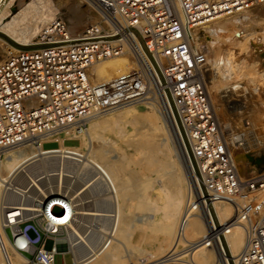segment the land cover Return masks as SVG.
<instances>
[{
	"label": "built area",
	"instance_id": "2783aa9c",
	"mask_svg": "<svg viewBox=\"0 0 264 264\" xmlns=\"http://www.w3.org/2000/svg\"><path fill=\"white\" fill-rule=\"evenodd\" d=\"M81 1L92 9L95 21L71 32L62 18L55 19L42 44L110 37L128 27L140 36L128 31L114 40L21 50L1 61L0 159L11 150L57 143L66 129L122 107L153 102L187 156L189 200L171 250L160 259L135 264H198L194 254L202 247L215 249L224 261L225 237L238 216L220 223L215 204L232 201L249 190V185L242 181L227 152L204 82L208 56L195 44L193 34L216 17L250 11L263 6L264 0ZM117 57H126L131 70L97 82L95 67ZM31 100L36 101L35 106L29 105ZM0 188V244L5 247L3 232L22 237L23 245L18 248L27 255L25 264H55L57 255L66 254L71 255L72 264L91 257L94 252L73 226L88 230L87 235L95 227L84 224L77 211L89 205L107 211L115 207L106 197L85 205L69 192L49 190L50 197L33 190L24 192L14 179L3 180ZM106 189H98L96 194L104 195ZM36 202L41 205L37 210L14 209ZM239 204L238 215H245V202ZM15 210H21L20 214L11 216ZM196 216L204 219L206 233L191 242L188 225ZM112 220L111 215L101 221L108 226L107 221ZM47 241L53 242L50 250ZM235 264H264V207Z\"/></svg>",
	"mask_w": 264,
	"mask_h": 264
},
{
	"label": "bare ground",
	"instance_id": "6f19581e",
	"mask_svg": "<svg viewBox=\"0 0 264 264\" xmlns=\"http://www.w3.org/2000/svg\"><path fill=\"white\" fill-rule=\"evenodd\" d=\"M16 1L18 0H7L1 9L0 32L22 46L42 44L41 40L48 31L50 24L41 31L38 38L34 39L33 37L35 35H39V25V28L35 31L31 29L30 31H24V27L21 25V18L16 16L11 18V16L13 14H17L18 11ZM1 2L2 0H0V3ZM248 13L249 11L232 16L222 15L196 28V30L201 29L209 32L210 34L212 33L211 35L215 37V42L218 38L219 42L220 38L229 42L226 55L225 52L224 54H218L209 50L213 53L211 56H214L215 58L212 59L210 58L211 56L207 57L206 64L209 68L206 69L203 75L210 100L212 98L210 91L212 88H209L211 86H207V84L211 82L205 79L207 74L206 72L208 71H212L210 74L214 73L219 76V78L227 82L230 78L229 75H231L232 72H236L233 71L235 68L236 70L238 67V70L243 68L244 70L242 69V71H244V73H248V79L252 81H249L251 85H253L252 83L254 82V85L257 86V89L259 90V93L257 92L258 95L261 93V87L264 85V28L262 26H258L257 18L248 15ZM67 19L71 25L83 24L85 21L84 16H74V14L71 13V10L67 13ZM218 20L224 21L223 24L218 25L216 23ZM240 27L247 29L242 31ZM196 30L194 31L193 38L195 44L197 45L202 35L196 32ZM1 43H5L7 45L10 53H18L21 51V49L15 48L13 45L0 37V44ZM208 43L211 46L216 44H214V40L208 41ZM9 52L8 54H10ZM3 56L5 55L2 51V53H0V58H3ZM250 57L258 58L259 61L251 59ZM112 59L104 61L95 67L94 72L97 77V82H107L112 78L124 75L131 70L132 63L126 57ZM110 60L111 62H108ZM210 74L207 75L209 76ZM232 75H234V73ZM236 75L237 76L235 77L237 78L239 73ZM237 79L234 81H237ZM214 82H216V80ZM243 83H245V81ZM234 85H236V82ZM247 85H249V83ZM237 87L238 86H236V89ZM250 87L253 88L254 86ZM224 89L221 91H228L227 88L225 90ZM227 91H225V93ZM29 105L35 106L36 101H29ZM140 105L149 107L151 112H146V110H144ZM160 113L161 111L153 102L144 101L142 104L122 107L111 113L93 118L83 125L66 129L56 139V141L60 144L58 148L45 149L41 144L40 146L36 145L35 147L11 150L4 156L3 159H0V187H2L3 180L14 179L17 180L19 186L21 187L20 189L24 192H31L32 190H38L37 193L39 190L44 192L41 188V180H43L45 176L43 177L42 174H47L46 178L47 176H49V178L53 176L50 172L52 170H49L54 162L53 160V162L50 161L52 158H59L62 166L66 159L70 161L71 159L72 161H79L78 158H82L83 160L81 162L84 163L83 165L86 166V168L89 164H95L96 167L101 170L102 175L100 178L103 179V182H105L108 190H110V193L116 199V203L114 210L112 211L98 209L96 205H93L92 207L89 205L88 208H80L77 211V213L83 217V223L90 224V221L95 229L101 231L108 229H105L106 225L104 226L101 220L108 215H113L112 223L109 222L111 224L110 229L111 233L113 232V237L108 241L110 246L108 249L95 251L99 245L98 243L100 242L99 239H97L98 236L96 235L97 238L93 237L90 239L87 237L88 235L85 234L86 237H84L78 231L80 228L77 229L76 226H73L74 231L88 245L89 250L95 251L91 257L80 260L76 264H91L92 262L94 264H135L143 260L154 261L160 259L171 250L174 244V239L182 214L189 200L190 182L187 156L178 145L172 127L165 122V119L161 117ZM215 114H217L216 111ZM217 119L226 144L227 152L231 155L235 168L238 174H240L239 176L241 177V174L244 172H250L254 173L256 177H254V180L252 178V180L246 181L245 184L249 185V190L239 197L234 198L232 201H220L215 204L216 214L220 223H227L231 219L238 216L236 225L230 229L225 237L227 242V246H225L227 258L222 261L215 249L202 247L196 250L194 254L195 260L198 264H235L237 257L246 245L249 233L253 231L258 223L264 207V171L257 165L260 163L264 165V161L260 160L262 155L259 156L258 154V150L261 147L259 144L261 142L257 140L256 147H252L253 149L251 148V151L249 152V155L255 157V162H251L248 159L249 164H246V160H238L237 155L234 154L236 149L235 147L237 146V140L233 139V137L227 138L223 123L220 122L218 115ZM262 119L264 121V112L262 113ZM128 127H131L133 131H140L141 135L135 142L134 146L140 158H138L135 163L141 166V174L143 176V180H145L144 185L141 183L142 186L138 182L140 177L138 175L140 173H137L136 175L134 172L131 177H128V175L125 177L121 174L127 161H130L125 155L111 156V149L113 148L111 145L112 142L109 141V139H105L103 136V133L105 132H112L121 139L125 138L131 132L128 130ZM143 129L145 130L142 131ZM170 131H172L179 152L177 151ZM68 140H78L81 145L80 147L67 146L64 144V141ZM95 142L97 143L96 146ZM83 146H88V150L84 155H82ZM32 164H38L41 168L44 167L41 169V171L43 170V173L40 172L41 176H36L35 178H33L31 174L32 180L30 179L27 184L23 183L25 179L23 180V178H21V180L20 176H22V174L27 171V167ZM83 165L82 169H84ZM25 174L28 175V173ZM150 179L153 180L154 183L152 192H149L148 190ZM143 180L141 182H143ZM253 182L255 183L253 184ZM251 184H253V190H250ZM139 189L142 190L139 192ZM143 190L145 193L148 192V194L144 193L143 200H141V198L139 199L138 197V192L141 193ZM74 193H76V191H74ZM2 194L3 193L0 188V198L2 197ZM44 196L50 197V195L46 194H44ZM240 199H244V206L247 208V212L244 211L246 214L244 215L242 213L239 216L238 208L242 209V205L239 204ZM140 207H142V211L144 210L143 208L148 207L151 211V215L149 214L150 217L148 219L146 218L147 220H144L143 218L144 221L134 222L133 214L136 210L140 211ZM39 208H41V205L36 202L34 204H19L14 209L37 210ZM20 211L21 210H15L12 212L11 216L20 214ZM142 229L145 232V236L141 239V242L138 244H130L128 238H132L133 240L135 234ZM147 232L150 235L147 234ZM205 233L206 225L204 219L199 216L193 217L188 225L187 236L189 241H198L205 235ZM3 236L5 247L0 244V264H25L27 262V255L18 248L23 245L22 237L15 236L13 238L4 232ZM114 240L117 242L115 243Z\"/></svg>",
	"mask_w": 264,
	"mask_h": 264
},
{
	"label": "rangeland",
	"instance_id": "374dc122",
	"mask_svg": "<svg viewBox=\"0 0 264 264\" xmlns=\"http://www.w3.org/2000/svg\"><path fill=\"white\" fill-rule=\"evenodd\" d=\"M16 2H17L16 6L18 7V11H17V14H13L11 16V18L13 16L14 17L15 16L20 17L21 18V25H22V27H24V29H23L24 31L25 30L30 31V29L35 31L40 26L39 35H35L33 37L34 39L38 38L40 36L41 31L44 30L46 28V26L49 25L55 19L62 18L67 23L69 29L72 32H77V31L81 30L82 28H84L85 26L89 25L90 23H93L95 21V18H96L94 12L88 6V4H86L84 1H81V0H18ZM25 8H27V9H25ZM70 10H71V13L74 14V16H79V15L84 16L85 17L84 23L83 24H76V25L75 24H72V25L69 24L68 19H67V13ZM248 15L257 18L258 26H260V27L262 26L264 28V5L253 8L252 10L249 11ZM223 22L224 21H220V20L216 21V23L218 25L223 24ZM240 29L242 31H244L247 28L240 27ZM196 32H198L202 35L201 39L198 41L197 45H198L200 50H202L204 53L207 54V56L213 55L212 52H215L218 54H224V52H225V55H226V53L228 51L227 46L229 47V45H228L229 42H227V40H225V39L223 40L222 38H220V42H219L218 41L219 38L218 39L216 38L217 40L215 42V37L213 35H211L212 33L210 34L209 32L203 31L201 29L196 30ZM212 40H214V44L216 43L214 46H211L208 43V41H212ZM224 41H226V42H224ZM217 42L219 43V45ZM209 50H211L212 52H210ZM2 51H3V54L5 55V56H3V58H0L2 60L8 58L9 56H11L13 54H15V53L9 52L8 47L5 43L0 44V53H2ZM7 51L10 54H8ZM118 58H122V57H117L115 59H118ZM210 58L214 59L215 57L211 56ZM250 58L256 59L259 61L258 58H255V57H250ZM2 60H0V62ZM112 60H114V59H112ZM108 62H111V60ZM208 68L209 67L206 64L205 69L203 71L205 72L206 69H208ZM238 68H237V70L235 68L233 71H236V72L239 71L238 72L239 78L237 77L238 78L237 79L235 77V76H237L236 74H238V73L232 72L231 75H229V77H230L229 81H227L229 84L225 80H222L221 78H219V76H217L216 74H214V73L210 74L212 71L206 72L207 74H210V75L208 76L206 74L205 79L207 81L211 82V83L208 82L209 84H207V86L209 85V86H211L209 88H212L211 90L210 89L209 90L211 91V96H212L211 103L213 106V111L217 112L216 116L218 115L220 122L223 123L224 129H225L226 134H227V138L233 137V139L237 140V143H236L237 146L235 147L237 149V152L235 149L234 154L237 155L238 160H242V159L246 160V162H247L246 164H249L248 159L251 162L256 161L254 156L249 155V152L251 151L252 147H256L257 140L259 142H261L259 144L261 147L258 150V154H259V156L262 155L261 156L262 158H260V160L264 161V121L262 119V113L264 112V85H262L261 90H260L261 93H260V95H258L259 90L257 89V86L254 85V82L252 83L253 85H251L250 82H252V81H250V79H248L249 78L248 73H244V71H242L243 68H240V70L242 72L240 70H238ZM233 73H234V75H232ZM214 75H215V77H214ZM231 78L233 81L231 80ZM240 78H241V80L243 78L244 79L247 78V79L246 80L243 79L245 81V83H243L244 82L243 80L239 81ZM235 79H237V81H234ZM96 80H97V77H96ZM215 80H216V82H214ZM217 80H218V82H217ZM213 82H214V84H213ZM222 82H223V85H222ZM235 82H236V85H234ZM226 83L228 84V86ZM248 83L250 86H254V87L251 88L249 85H247ZM214 85H216V86L219 85V86L216 87ZM236 86H238L237 89H236ZM244 86H246V87H244ZM224 88L225 89L227 88L229 92L227 90H225ZM223 89L227 92L226 93H225V91L222 92ZM246 89H247V91H246ZM250 92H251V94H250ZM223 96H225V97H223ZM140 106L144 110H146V112H151V109L149 107H147V106L145 107L144 105H140ZM160 115L163 119H165L164 115L162 113H160ZM165 122H166V120H165ZM248 126H249V128H248ZM128 130L131 132L129 133L128 136H126L125 138H122V139L119 138L115 133H112V132H105V133H103V136L105 137V139H109V141L112 142L111 145L113 146V148L111 147L112 148L111 149V156L125 155L130 161V162L127 161L125 167L122 169L121 174L124 175L125 177L127 175H128V177L129 176L131 177L134 172L136 173V175H137V173L138 174L140 173L138 175V176H140L138 182L140 185H141V183H143L142 185H144L145 180H143V176L141 174L142 168L140 165L135 163V161L139 158V156H138V152H136V150H135L134 145H135V142L137 141V139H139L141 136L140 131H133L131 129V127H128ZM144 130L145 129H143L142 131H144ZM170 132L172 134V131H170ZM172 137H173V134H172ZM173 139H174V137H173ZM174 143H175V139H174ZM58 145L59 144L55 143V142H48L44 145V148L45 149H52L55 147L58 148ZM65 145L70 146V147L71 146L72 147H74V146L80 147L81 144H80V141H78V140H68V141H66ZM96 145H97V143L95 142V146ZM175 145H176V143H175ZM85 147L87 148L88 146L82 147V151H83L82 155H84L88 150V148L86 149ZM176 148L178 151L177 145H176ZM179 155H180V153H179ZM78 159H79V161H76V160L72 161V159L70 161V160L66 159L65 163H63V166H62V163L59 160V158H52L50 161L53 160L54 162L52 161L53 165H52V167H50L49 170H52L50 172H51V174H53V176H51L50 178H49V176H47V178H46L47 174H42L43 177L45 176V178H46V179L44 178L43 180H41L42 181L41 182V184H42L41 188L44 190L45 193L43 191L39 190V192H41L40 194L41 195H44V194L50 195L47 192L49 190L59 191V192H63V193L69 192L73 195V197H76V199L79 201V203L85 204V205H86V203L92 204L95 201L99 200L100 198L106 197V198L110 199V201L115 205L116 199L110 193V190L106 189V190H108L107 192H105L106 194H104V195L101 194V196L96 194L98 189H105L107 187L105 185V182H103V179L100 178L102 175L101 170L99 168H97L95 164H89L91 167L88 165L89 167L87 166V168H86V166L83 165L84 163L81 162L83 159L82 158H78ZM38 164H32L31 166L27 167L28 169L25 173H28V175L23 173L22 176H20V179L21 178H23V180L25 179L23 181V183L27 184L32 177L35 178L36 176H41L40 174L43 173L42 172L43 170L41 171V169H43L44 167L41 168V166H39ZM82 165L84 166L83 167L84 169L86 168L85 170L82 169ZM257 165L260 169H263V171H264V165L263 164L260 163ZM186 173H187V168H186ZM31 174H32V177H31ZM24 176H27L28 178L24 177ZM254 177H256V175L254 173H250V172H248V173L244 172L243 174H241V179L244 182L252 180V178L254 180ZM134 178H135V176H134ZM141 179L143 180V182H141L142 181ZM149 182H150V185H149L148 190H149V192H152V189L154 188V183H153V180H151V179ZM140 185H138V186H140ZM140 190H142V189H139V192H140ZM35 191L37 193L38 190H35ZM74 191H76V193H74ZM139 192H138V197H139V199L141 198V200H143L145 192H144V190L141 193H139ZM140 194H142V195H140ZM145 194H148V192ZM240 201L243 203L244 199H240ZM90 207H92V206H90ZM82 208H88V206H84ZM141 208L142 207H140L139 209H141ZM143 209H144L143 211H142V209L140 211L139 210L135 211V213L133 214L134 222L142 221L143 218H144V220H147L150 217V215H151L150 209L148 207L143 208ZM147 214H148V217H147ZM141 215H142V217H141ZM108 216H111V215H108ZM89 223L92 224L90 221H89ZM84 224H86V223H84ZM90 224H87V225L91 227ZM107 225L108 226L110 225L109 221L107 222ZM112 226H113V224H112ZM109 227L106 226L105 229L106 228H108V229L103 230V231H106L108 234H110V237H108V234L106 232H103L101 230L95 229V231H92L91 228L89 229L90 230L89 232H91V233L87 237L91 239L93 237L97 238V236H98L97 239H99V241H100L98 243L99 245L95 249V251H100V250L103 251L104 249H108L110 247L108 241H109V239H111L113 237V235H112L113 232L111 233V229ZM78 231L84 237H86L85 234H86V232H88V230L82 231L79 229H78ZM98 231H100L101 233ZM148 232H147V234H149ZM31 234L33 235V233H31ZM144 236H145V232L142 229L135 234L133 240H132V238H128V241L130 244H134V243L138 244L141 242V239ZM106 237L108 238L107 240L105 239ZM104 240H106V241L103 242ZM114 241H115V243L117 242L116 240H114ZM52 245H53L52 241H47L46 249L50 250L52 248ZM95 251H93V252L95 253ZM64 263L65 264H72L73 263V260H72V257L70 254H66L65 256H62V255L56 256L55 264H64ZM91 264H94V263L92 262Z\"/></svg>",
	"mask_w": 264,
	"mask_h": 264
},
{
	"label": "water",
	"instance_id": "95a60500",
	"mask_svg": "<svg viewBox=\"0 0 264 264\" xmlns=\"http://www.w3.org/2000/svg\"><path fill=\"white\" fill-rule=\"evenodd\" d=\"M7 0H2L0 3V11L5 5ZM128 31L134 32V34L139 37L140 34L138 31L133 28V27H128L124 29L121 33L115 36H110V37H102V38H94V39H86V40H78V41H69V42H59V43H48V44H38V45H29V46H22L14 42L12 39L4 35L3 33L0 32V37L3 38L5 41L13 45L17 49L21 50H34V49H42V48H50V47H58V46H65V45H73V44H80V43H88V42H95V41H104V40H114L122 37L124 34H126Z\"/></svg>",
	"mask_w": 264,
	"mask_h": 264
},
{
	"label": "crops",
	"instance_id": "0c3cea01",
	"mask_svg": "<svg viewBox=\"0 0 264 264\" xmlns=\"http://www.w3.org/2000/svg\"><path fill=\"white\" fill-rule=\"evenodd\" d=\"M57 142V141H56ZM58 144H59V142H57ZM66 143V141H64V144ZM60 146V144L58 145V147ZM55 148H57V147H55Z\"/></svg>",
	"mask_w": 264,
	"mask_h": 264
}]
</instances>
